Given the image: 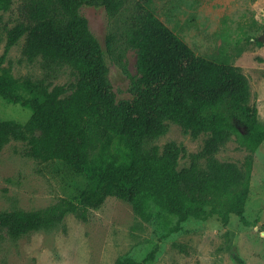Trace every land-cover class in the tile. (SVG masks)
<instances>
[{
    "label": "trees",
    "instance_id": "16d2710c",
    "mask_svg": "<svg viewBox=\"0 0 264 264\" xmlns=\"http://www.w3.org/2000/svg\"><path fill=\"white\" fill-rule=\"evenodd\" d=\"M130 0H23L20 20L6 32L0 56V97L29 108L26 123L0 121V153L10 141L24 142L39 161L62 160L93 186L80 204L63 200L43 211L0 213V226L17 238L52 227L69 213L87 221L85 203L99 190L130 203L149 220L158 213L177 218L219 215L226 226L234 214L244 225L255 150L264 142V124L250 103L248 78L226 60L197 55L138 0L130 18L127 43L136 50L137 75L130 76L131 100H116L106 77L102 51L91 35L85 6L120 11ZM12 0H0L10 8ZM25 37L22 55L44 68L71 67L76 81L53 85L47 78L17 79L1 68L9 50ZM128 75L125 65H120ZM129 76V75H128ZM168 122L193 138L208 135L202 150L188 155L189 166L177 169L186 149L175 141L161 148L145 143L164 136ZM245 147L241 166L216 158L233 136ZM234 258H237L234 255ZM115 264H145L124 257Z\"/></svg>",
    "mask_w": 264,
    "mask_h": 264
},
{
    "label": "rangeland",
    "instance_id": "374dc122",
    "mask_svg": "<svg viewBox=\"0 0 264 264\" xmlns=\"http://www.w3.org/2000/svg\"><path fill=\"white\" fill-rule=\"evenodd\" d=\"M138 0H130L117 13L101 6H85L81 14L102 51L106 77L116 100H131L130 76L137 75L136 50L129 47L127 33ZM23 0L0 8V56L6 32L20 20ZM150 9L178 34L197 55L226 60L240 68L250 85V103L264 124V0H152ZM25 37L9 50L1 68L15 78L40 80L53 85L76 81L69 66H54L48 72L40 59L24 60ZM127 68L128 75L121 68ZM29 108L0 97V121L26 123ZM168 132L144 144L145 149L170 141L181 144L177 169L189 166L188 155L200 152L208 135L197 138L168 122ZM27 145L10 141L0 153V213L43 211L63 200L76 204L93 186L62 160L42 162L27 154ZM247 151L234 135L216 158L241 166ZM88 220L69 213L49 228L32 230L17 238L0 226V264H115L124 257L145 264H264V142L254 152L244 225L234 214L225 226L219 215L189 218L176 228L175 216L155 213L141 218L127 201L99 190L85 203ZM236 255L237 258H234Z\"/></svg>",
    "mask_w": 264,
    "mask_h": 264
}]
</instances>
